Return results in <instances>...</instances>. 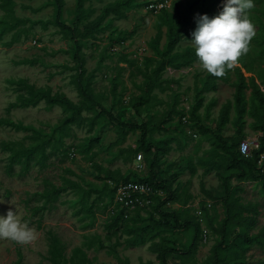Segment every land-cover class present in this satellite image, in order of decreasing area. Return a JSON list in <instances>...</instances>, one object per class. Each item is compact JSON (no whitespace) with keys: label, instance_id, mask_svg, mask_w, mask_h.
I'll return each instance as SVG.
<instances>
[{"label":"rangeland","instance_id":"374dc122","mask_svg":"<svg viewBox=\"0 0 264 264\" xmlns=\"http://www.w3.org/2000/svg\"><path fill=\"white\" fill-rule=\"evenodd\" d=\"M116 1L122 0H84L85 9L92 10L89 21L98 17L106 5ZM64 2L63 19L70 24L76 0ZM225 2L226 0H220L216 6L214 0H133L130 8L122 9L126 18L117 19L115 15H109L101 23L96 40L88 39L82 42L84 67L87 72L94 71L92 89L95 94L102 96L107 109L112 107L113 114L123 122L145 124L148 129L164 121L165 130H153L148 138V141L171 139V151L160 160V168L164 174H160L159 178L164 175L175 177L172 188L179 194L180 202H185L186 206L190 207L186 211L200 222L202 230V240L196 254L190 259L177 253L169 254V264H204L210 255V249L219 240V235L211 230L207 221L210 220L215 226L224 216L225 191L217 171H221L219 165L229 162V156L216 143L212 133L221 109L224 106L229 107L228 122L220 133L222 137L236 139L240 133L242 139H245L260 132L254 107L258 100L252 92L250 78H254L260 92L264 94V41L258 22L260 19L264 24V0H253L255 6L248 13L256 32L249 52L240 57L233 69H226V75L216 81L214 91L199 92L201 80L208 73L201 69L199 62H195L191 67L177 69L172 76L167 74L165 69L161 79L167 82L162 90H153V98L148 105L136 111L131 105V100L142 94L144 78L140 72L147 65L146 59H150L149 70L154 69L159 60L153 40L160 31L158 49L164 48L170 17H175L177 12L185 13L182 37L174 49L181 52L187 47H192L190 43L198 17L207 15L213 18L219 15ZM162 8L166 9V14L162 13ZM52 12L48 0H13L10 12L0 10V21L11 20L12 17L30 21L17 29L7 31L0 38V118L21 122L45 133H50L65 116L60 107L47 109L41 103L35 108L13 109L10 112H6V108L9 103L15 101L17 95L8 81L18 79H26L37 88L49 87L52 93H63L73 103L79 101L72 84L75 63L70 55L61 52L70 48L69 37L62 36L53 26L42 29L40 24H33L52 19ZM21 29L24 31L20 32L18 41L11 47H6L4 44ZM122 56L132 64L123 61ZM22 59H36L38 63L35 66L17 65ZM238 66L241 67L248 85L244 91L245 113L239 127L234 104ZM171 79L173 81H170ZM196 85L198 88L195 89ZM197 94L202 97L198 115L202 127H205V134L199 131L197 124L192 120L189 127L196 135L193 137L186 133L188 128L181 123L180 115L185 103H188L190 108L193 107ZM83 116L89 117L91 113H83ZM99 133L101 138L98 145L86 152L88 140ZM26 135L24 132H15L0 126V216H6L9 210L16 212L21 222H26L34 229L36 239L25 246L0 240V264H12L16 259L17 248H20L23 255L22 264H49L45 259L48 250L47 232H51L60 240L68 258L73 249L81 248L91 264H120L117 259L107 254L106 250H97L95 243L91 248L86 246L87 239L100 237L104 240L107 234L105 225L108 215L103 211V207L109 205L111 200L105 187L109 190L113 183L111 180H97L98 172L94 164L102 167L103 171L112 172L116 178L129 177V180H133L134 175L146 176L149 161L145 162L144 155L138 153L142 159L137 164L135 160L138 154L134 160L127 152L137 146L136 140L140 137V132L127 131L122 135L106 121L97 124L92 131H88L87 126H71L64 132L54 134L62 145L56 143L59 147L57 151L51 147L46 148L48 157L44 166L33 161L29 172L21 175L20 166L15 165L12 173L8 175L6 167L9 153L2 150L1 144L15 142L28 146L31 141ZM64 150H70L69 156L61 155ZM65 180L78 185L79 188L69 187ZM45 182L59 188H67L60 191L55 199L47 202L46 210L30 219V223L28 219L31 207L41 206L44 202L32 199L31 195L42 192ZM234 183V180L230 183L231 191L235 186L242 190L233 195L231 193L230 197L240 198L239 202L243 207L255 208L258 212L255 225L248 232L249 236L257 235L264 226V179ZM202 189H205L209 196L204 194ZM203 203L209 218L205 217L201 210ZM180 208L178 203H172L168 207L171 211ZM150 212H141L142 220L133 224L129 221L127 225L131 229L145 228L150 224ZM247 213L252 214L248 211L243 216ZM153 217L156 219L158 215L154 214ZM39 218L40 224L35 222ZM234 229L230 230V241L239 227ZM111 233L112 243L115 239L120 242L116 249L119 258L127 260L129 264H158L156 254L149 248L151 243L173 244L174 249L184 252L192 235L190 231L161 230L151 241L143 245L129 246L125 239L131 235L124 234L121 230ZM228 262L264 264V245L252 243L245 251L244 258L235 259L229 256Z\"/></svg>","mask_w":264,"mask_h":264},{"label":"trees","instance_id":"16d2710c","mask_svg":"<svg viewBox=\"0 0 264 264\" xmlns=\"http://www.w3.org/2000/svg\"><path fill=\"white\" fill-rule=\"evenodd\" d=\"M220 0H214V5H218ZM50 6L52 7V19L46 21H38L33 24H40L42 29H47L48 26H53L57 28L58 32L62 36L69 37L68 40L71 42L70 48L66 50H61V52L70 55L75 63V74L72 77V84L74 85L77 95L79 97L78 103H73L65 94L63 93H52L49 87H35L28 83L26 79L9 80L8 84L12 86V90L16 93V98L14 102L8 104L6 112H10L13 109H28L35 108L39 104L43 103L47 109L53 107H60L65 114L63 119L52 129L50 133H45L41 130H37L32 126L24 125L21 122H15L9 118H0V126L9 128L15 132L26 133V138L31 141L28 146L15 142H3L1 144L2 150L9 153L8 164L6 167V173L10 175L13 171L15 165L20 166L21 175H26L29 172L31 162H35L44 166V162L47 159L45 150L47 147H51L53 150L57 151L58 146L62 145L59 139H56L54 134L61 133L68 130L71 126L81 128L87 126L88 131H92L97 124L104 121L108 123L111 127L116 128L122 135L127 131L140 132V137L136 140L137 146L134 149H128L127 152L135 160V155L142 153L144 155L145 162L149 161L147 165V174L144 177H138L134 175L133 180L127 178H116L112 172L103 171L102 167L94 164L95 170L98 172L96 176L97 180L107 181L111 180L110 187L105 191L109 194L111 203L103 207V211L108 215V222L105 225L107 234L104 240L100 237H95V239H87L86 246L91 248L93 244H96V249L106 250L107 254L113 256L117 259L120 264H129L127 260H122L119 258L116 249L120 246L119 239H115L112 243L113 233L121 230L124 234L131 235L125 239V242L129 246L143 245L147 241H151L155 234L161 230L186 232L190 231L192 233L189 240L186 251L180 252L174 249L170 244L161 243H151L149 246L150 250L156 254V260L158 264H169L167 256L169 254L177 253L186 259L192 258L199 247L202 240V230L200 222L193 216L188 214L189 210L186 203L180 202V196L172 188V184L175 177L159 178V175L164 174V171L160 168L161 158L171 151L170 141L171 139H165L160 141H148L153 130H165L163 128L164 121H161L153 126V128L148 129L145 124H129L123 122L113 114V108L107 109L103 104V99L101 95L95 94L92 89L93 80L95 78L94 71L87 72L84 67V58L82 54V42L88 39L96 40V34L101 30V23L109 16L115 15L117 19L126 18V13L122 9H128L133 5V0H122L116 1L114 3L106 5L100 15L95 19L89 21V17L92 10L85 9L84 0H76V5L74 8L73 18L70 24H67L63 19V11L65 2L64 0H48ZM13 5V0H0V10L9 11ZM146 6L148 4L146 3ZM222 11H223V7ZM162 13L166 14V9L162 8ZM185 13L177 12L175 17H170V22L167 28V42L162 50L158 49V42L160 40V31L157 32L156 37L153 40V47L155 48L156 55L159 60L156 63L154 69H148V63L150 59H146V64L144 69L140 72L144 78L142 83V94L137 98L131 100V105L134 110H138L140 107L148 105L153 98V90L158 88L163 89L164 84L167 81L161 79L162 72L170 67L172 69L188 68L195 62H199L195 56V49L193 47H187L181 52L174 51L175 46L179 43L182 37L181 29L185 23ZM30 22L26 19H19L12 17L11 20H1L0 21V38L7 31H12L17 29L20 25ZM259 30L261 31V38L264 41V24L258 19ZM21 31L24 29L17 30L9 42L5 43L6 47H11L15 42L18 41V37ZM122 60L125 62L130 61L122 56ZM38 63L36 59H22L18 61L17 65H29L35 66ZM67 69V67H64ZM237 82L235 85L234 94V104L235 111L237 114L238 127L242 123L243 116L245 113V93L248 85L245 82L244 73L241 67H236ZM172 78V77H168ZM213 77L207 74L200 84V93L214 91L216 81L221 79ZM170 81H173L172 79ZM250 84L252 92L257 97L258 103L254 105L257 114V124L260 132L264 134V94L260 92L258 85L255 83L254 78H250ZM198 86H195V89ZM202 106V97L198 94L196 95V101L191 106L189 111V123L187 125L183 124L182 117L184 116V110L181 111L180 121L183 126L190 129L191 121L193 120L202 134H205V127H202L201 120L198 115V110ZM83 113H91V116L85 117ZM229 107L224 106L221 109L217 123L214 125L212 131L216 143L221 146V149L226 152L229 156L228 163H222L219 165L221 171H217L218 176L222 180V189L225 191V198L223 199V218L213 226L212 222L207 221L208 226L213 230L215 234L219 235V240L210 249V255L204 264H230L228 262V257L232 256L235 259L244 258V253L252 243H256L259 246L264 245V226L261 232L257 235L249 236V230L255 225L256 215L258 214L255 208L243 207L240 204V198L232 199L230 197L242 189L239 186H235L234 190L231 191L230 183L234 180V184L244 183L247 181H257L264 179V174L261 173L257 166V159L262 151V146L258 151L252 152L251 157L244 158L238 152L239 143L244 140L242 135H238L235 138H227L221 136L222 129L226 126L228 122ZM187 133V132H186ZM101 138L99 133L96 136L91 137L86 145V152L92 150L98 145ZM261 145L263 144V139H261ZM52 153V151H51ZM70 150H64L61 155L64 157L69 156ZM150 159V160H149ZM141 182L146 183L153 189V194L151 196L152 204L149 209H140L133 213L129 218L125 219L123 217V211H118L116 207L113 215L107 213L108 209L113 205L115 188L119 183L122 182ZM65 183L69 187L79 188L78 185L65 180ZM45 188L40 193H34L31 195L32 199L44 201L41 206L31 207L30 219H34L37 215H41L46 210V203L52 201L56 198L60 191L65 190L67 187H56L50 182H45ZM107 186V184L105 185ZM204 194L209 196V193L202 189ZM172 203H178L181 208L176 211H171L168 207ZM187 207V209L185 208ZM201 210L205 217L209 218L205 204L201 205ZM150 210L149 221L150 224L145 228L131 229L127 222L135 223L142 220L140 217L141 212H147ZM252 212L251 215L243 216L245 212ZM154 214L158 217L155 219ZM40 224V218L35 221ZM134 226V225H133ZM239 227V230L230 241V230ZM115 234V233H114ZM48 236V250L45 259L49 264H91V261L87 259L85 252L81 248H75L72 250L70 257L68 258L65 253V248L61 244L60 240L51 232H47ZM169 240V239H167ZM16 259L12 264H22L23 255L20 248L16 249ZM146 264H152L148 262Z\"/></svg>","mask_w":264,"mask_h":264},{"label":"clouds","instance_id":"9594fccd","mask_svg":"<svg viewBox=\"0 0 264 264\" xmlns=\"http://www.w3.org/2000/svg\"><path fill=\"white\" fill-rule=\"evenodd\" d=\"M254 6L253 0H226L219 15L198 17L190 44L202 70L213 77H224L226 69H233L249 52L256 32L248 13ZM35 239L34 229L21 222L16 212L9 210L6 216H0V240L25 246Z\"/></svg>","mask_w":264,"mask_h":264},{"label":"built area","instance_id":"2783aa9c","mask_svg":"<svg viewBox=\"0 0 264 264\" xmlns=\"http://www.w3.org/2000/svg\"><path fill=\"white\" fill-rule=\"evenodd\" d=\"M162 5H160L161 7ZM176 69L170 67L166 68V72L169 75H174ZM189 111L190 106L188 103L184 105V116L182 117L183 124L187 125L189 123ZM187 134L196 137L194 133L187 129ZM261 139H263V144L261 145ZM262 146V151L257 159V166L261 173L264 174V134L262 132L258 133L254 137L245 138L239 143L238 152L244 158H249L252 152L258 151ZM142 156L138 154L136 156L135 162L139 164L141 162ZM115 188V195L113 200V205L108 209L107 213L113 215L116 207L118 211H123V217L125 219L129 218L133 213L140 209H148L152 204L151 196L154 193L153 189L146 183L141 182H122L119 183Z\"/></svg>","mask_w":264,"mask_h":264},{"label":"crops","instance_id":"0c3cea01","mask_svg":"<svg viewBox=\"0 0 264 264\" xmlns=\"http://www.w3.org/2000/svg\"><path fill=\"white\" fill-rule=\"evenodd\" d=\"M258 133H260V132H258ZM248 138V137H247Z\"/></svg>","mask_w":264,"mask_h":264}]
</instances>
